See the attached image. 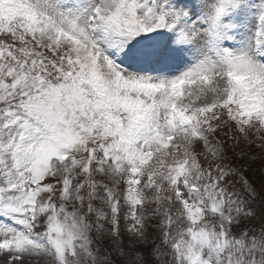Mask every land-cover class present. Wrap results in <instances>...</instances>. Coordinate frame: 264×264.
I'll return each mask as SVG.
<instances>
[{
  "label": "snow or ice",
  "instance_id": "6c2138e0",
  "mask_svg": "<svg viewBox=\"0 0 264 264\" xmlns=\"http://www.w3.org/2000/svg\"><path fill=\"white\" fill-rule=\"evenodd\" d=\"M0 264H264V0H0Z\"/></svg>",
  "mask_w": 264,
  "mask_h": 264
},
{
  "label": "trees",
  "instance_id": "16d2710c",
  "mask_svg": "<svg viewBox=\"0 0 264 264\" xmlns=\"http://www.w3.org/2000/svg\"><path fill=\"white\" fill-rule=\"evenodd\" d=\"M259 167H260V162L256 161L254 164V169H259Z\"/></svg>",
  "mask_w": 264,
  "mask_h": 264
},
{
  "label": "rangeland",
  "instance_id": "374dc122",
  "mask_svg": "<svg viewBox=\"0 0 264 264\" xmlns=\"http://www.w3.org/2000/svg\"><path fill=\"white\" fill-rule=\"evenodd\" d=\"M257 161H259V160H257Z\"/></svg>",
  "mask_w": 264,
  "mask_h": 264
}]
</instances>
